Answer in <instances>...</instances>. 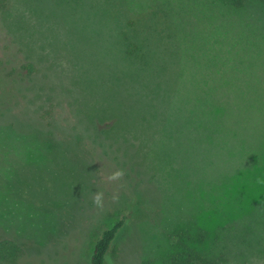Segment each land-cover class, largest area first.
Instances as JSON below:
<instances>
[{
    "label": "rangeland",
    "instance_id": "1",
    "mask_svg": "<svg viewBox=\"0 0 264 264\" xmlns=\"http://www.w3.org/2000/svg\"><path fill=\"white\" fill-rule=\"evenodd\" d=\"M0 71L17 264H264V1L0 0Z\"/></svg>",
    "mask_w": 264,
    "mask_h": 264
},
{
    "label": "trees",
    "instance_id": "2",
    "mask_svg": "<svg viewBox=\"0 0 264 264\" xmlns=\"http://www.w3.org/2000/svg\"><path fill=\"white\" fill-rule=\"evenodd\" d=\"M251 0H234V6L238 9L243 7L247 2ZM264 1V0H260ZM130 56L136 55L130 51ZM0 71V105H5V96L11 89L8 88V82L6 83L4 76ZM6 107V106H5ZM264 157V156H263ZM264 162V161H263ZM126 217H122L117 223L109 228L104 229L96 240L89 264H110V250L122 228L125 226ZM22 257V251H20L11 242H0V262L8 261L12 264H17ZM172 264H187L188 262L182 259L181 254H174L171 256Z\"/></svg>",
    "mask_w": 264,
    "mask_h": 264
},
{
    "label": "clouds",
    "instance_id": "3",
    "mask_svg": "<svg viewBox=\"0 0 264 264\" xmlns=\"http://www.w3.org/2000/svg\"><path fill=\"white\" fill-rule=\"evenodd\" d=\"M121 175H122V173H120V172L114 173L112 175L111 179H118ZM101 196H102V194H97L96 201H95L97 204H100Z\"/></svg>",
    "mask_w": 264,
    "mask_h": 264
}]
</instances>
